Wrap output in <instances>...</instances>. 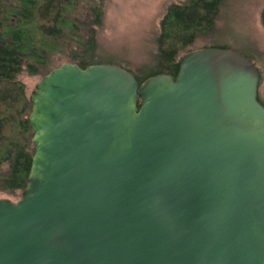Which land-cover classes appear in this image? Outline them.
Listing matches in <instances>:
<instances>
[{"label": "water", "instance_id": "water-1", "mask_svg": "<svg viewBox=\"0 0 264 264\" xmlns=\"http://www.w3.org/2000/svg\"><path fill=\"white\" fill-rule=\"evenodd\" d=\"M243 53L175 76L65 61L28 99L34 152L0 198V264H264V104Z\"/></svg>", "mask_w": 264, "mask_h": 264}, {"label": "trees", "instance_id": "trees-1", "mask_svg": "<svg viewBox=\"0 0 264 264\" xmlns=\"http://www.w3.org/2000/svg\"><path fill=\"white\" fill-rule=\"evenodd\" d=\"M104 1L0 0V193H21L34 152L32 129L27 120L31 104L17 75L23 70L29 74H46L53 68L49 61L53 52L64 54L68 61L80 67L111 62L95 54V26L101 23ZM220 4L221 0L170 4L159 22L156 52L149 71L140 76L125 68L138 82L157 73L175 76L179 56L191 50L198 35L214 32ZM79 7L87 10L83 18L77 15ZM261 21L264 25V8ZM241 53L252 60L248 54ZM259 73L261 80L260 69ZM258 99L264 104L259 97V86Z\"/></svg>", "mask_w": 264, "mask_h": 264}, {"label": "rangeland", "instance_id": "rangeland-1", "mask_svg": "<svg viewBox=\"0 0 264 264\" xmlns=\"http://www.w3.org/2000/svg\"><path fill=\"white\" fill-rule=\"evenodd\" d=\"M184 0H105L102 20L95 26V54L101 60H111L142 76L153 65L156 52L155 38L159 32V22L166 8ZM264 0H221L215 19V30L210 34L198 35L190 49L219 45L244 52L255 61L261 71L259 97L264 102V25L261 11ZM87 14L84 7L77 9L83 18ZM51 66L68 61L67 56L51 53ZM108 62V61H102ZM41 75L29 74L23 70L17 79L24 85L29 96ZM147 78V77H146ZM16 195L0 193V198L16 201Z\"/></svg>", "mask_w": 264, "mask_h": 264}]
</instances>
